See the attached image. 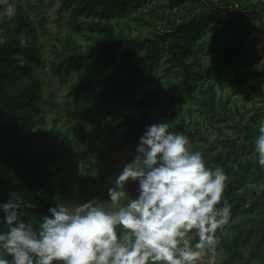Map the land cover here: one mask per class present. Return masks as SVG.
Masks as SVG:
<instances>
[{
    "label": "trees",
    "instance_id": "16d2710c",
    "mask_svg": "<svg viewBox=\"0 0 264 264\" xmlns=\"http://www.w3.org/2000/svg\"><path fill=\"white\" fill-rule=\"evenodd\" d=\"M213 4L228 10L210 7L206 0H62L60 12L70 10L66 25L71 33L57 39L48 73L62 84L70 82L66 98L80 95L85 118L92 104L103 108L109 92L117 101L129 98L138 113H126L120 121L123 144L136 148L154 123L168 122L171 130L186 135L209 168L222 167L228 176L224 199L231 205V220L217 233L219 264H264V168L254 154L264 120V73L260 80L262 65L251 37L258 27L264 33V0ZM4 8L0 0V202L17 192L33 205L23 209V218L39 222L61 202L62 192L73 188L74 176L57 162V151L47 142L63 133L54 127L59 112L53 126L44 127L45 107L52 110L59 104L53 92L45 94L42 21L21 6L8 18ZM131 24L155 29L132 36ZM21 33L30 37L26 47L21 46ZM155 74L156 85L147 87ZM227 76L229 93L224 96L217 84ZM95 93L99 101H93ZM239 94L242 105L232 100ZM252 96L262 104L245 110ZM182 102L196 104L187 107V120ZM208 128L216 132L212 140ZM89 165L86 176L94 183ZM126 190L137 197L138 183L129 181ZM6 230L0 222V231Z\"/></svg>",
    "mask_w": 264,
    "mask_h": 264
},
{
    "label": "clouds",
    "instance_id": "9594fccd",
    "mask_svg": "<svg viewBox=\"0 0 264 264\" xmlns=\"http://www.w3.org/2000/svg\"><path fill=\"white\" fill-rule=\"evenodd\" d=\"M3 4L2 14L12 18L14 6ZM29 39L21 33V46ZM254 154L264 168V120ZM227 180L168 122L148 125L108 201L56 203L39 222L23 218L33 205L17 192L0 202L7 227L0 231V264H201L206 257L215 264L217 233L231 220ZM129 181L138 183L136 198L126 190Z\"/></svg>",
    "mask_w": 264,
    "mask_h": 264
},
{
    "label": "rangeland",
    "instance_id": "374dc122",
    "mask_svg": "<svg viewBox=\"0 0 264 264\" xmlns=\"http://www.w3.org/2000/svg\"><path fill=\"white\" fill-rule=\"evenodd\" d=\"M209 1L216 3L218 0ZM61 2L62 0H9V4L13 5L15 9L21 6L29 10L33 19L38 23L42 21L43 30L40 31V34L47 65L45 69L47 74L44 76L46 81L45 94L53 92V99L55 103L59 104L58 108L52 110L48 106L45 107L44 127L47 130L51 128L53 117L56 112H59L62 116L54 127L63 133L62 137L49 136L47 142H49V149H56L57 162L64 164L66 172L74 176V186L72 189L62 192L61 202L83 204L93 197L106 202L109 199L107 196L108 189L114 186L112 182L123 170L128 160L134 156L136 149L129 144L122 143L124 125L120 121L126 113H138V110L137 106L129 101V98L123 97L121 101H117L109 92L107 98L103 101V108L92 104L89 110L90 117L85 118L79 105L81 102L80 95L66 98L70 82L62 84L56 76L50 72L48 73L49 61L53 56L51 54L52 49L58 44L57 39L71 33L66 25L70 10L62 9V12H60ZM229 2H232V0H229ZM149 6H152V4H149ZM144 11H146V8ZM131 25L132 36L150 35L152 30L155 29L150 25ZM75 37L82 44L87 42V39L83 36ZM251 37L254 38V43L257 45L256 53L260 57L258 60L259 65L263 66L264 33L258 27L257 30L251 32ZM229 77L223 78L221 83L217 84L224 96L229 93V87L226 86ZM157 78V74H155L153 80L147 79V87L150 85L155 86ZM261 89L264 91V79H262ZM232 100H235L238 105L243 104L242 94L234 96ZM93 101H99L98 93L93 96ZM261 104L262 101L259 97L252 96L245 104V110L250 111L252 107L257 108ZM179 105L183 107V116L186 117V120L189 118L186 112L187 107L191 106L192 109L196 107V104L187 102L179 103ZM195 115L196 120L204 121L205 118L202 115L199 113ZM252 115L253 112L246 114L244 121L246 122ZM208 131L210 140L216 137L214 130L208 128ZM65 135L68 136V139L64 138ZM89 162L92 165L88 173L93 177L94 183L86 176L85 169L90 166ZM128 193L130 197L136 198L131 192ZM209 258L206 257L201 264H207ZM221 259L222 252H216L215 264H219Z\"/></svg>",
    "mask_w": 264,
    "mask_h": 264
},
{
    "label": "water",
    "instance_id": "95a60500",
    "mask_svg": "<svg viewBox=\"0 0 264 264\" xmlns=\"http://www.w3.org/2000/svg\"><path fill=\"white\" fill-rule=\"evenodd\" d=\"M206 1H207L208 5H210V7L217 8V9H220L222 11H227L228 10L226 8L217 7L216 5H214L213 3H211L209 0H206ZM260 17H261L262 22H263V30H264V19H263L262 15H260ZM263 72H264V64H263L262 69H261L260 80L262 78Z\"/></svg>",
    "mask_w": 264,
    "mask_h": 264
}]
</instances>
